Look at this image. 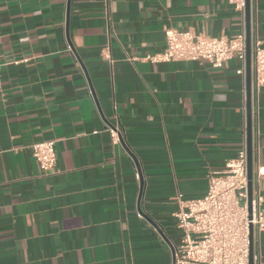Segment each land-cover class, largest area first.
<instances>
[{"label":"crops","instance_id":"0c3cea01","mask_svg":"<svg viewBox=\"0 0 264 264\" xmlns=\"http://www.w3.org/2000/svg\"><path fill=\"white\" fill-rule=\"evenodd\" d=\"M107 7L0 0V264H172L176 197L202 196L206 172L240 147L237 58L219 67L146 58L163 49L165 27L238 33L232 4ZM250 40L264 46V0H250ZM251 120L255 165L264 166V87L251 89ZM44 139L55 140L48 173L30 152ZM140 178V210L159 229L138 212ZM259 186L264 196V175ZM259 239L255 264H264Z\"/></svg>","mask_w":264,"mask_h":264},{"label":"built area","instance_id":"2783aa9c","mask_svg":"<svg viewBox=\"0 0 264 264\" xmlns=\"http://www.w3.org/2000/svg\"><path fill=\"white\" fill-rule=\"evenodd\" d=\"M108 10L109 0H103ZM241 17V28L232 36H209L192 28L165 27L162 50L146 58L157 61H206L213 67L231 58L240 61L237 73L242 76L244 122L242 140L236 155L223 168L206 172V192L196 198L176 197L178 209L173 213L179 231L173 247L172 264H249V227L252 226V259L259 260L257 246L264 234V196L259 180L264 166L258 164L252 146V199L248 210L247 143H246V36L245 0H228ZM108 50V48H104ZM109 63L110 54L103 53ZM264 87V46H251V89L258 93ZM253 136V134H252ZM113 139L116 134L113 133ZM31 155L43 173H48L56 162L54 139L34 141ZM257 155V154H256ZM258 156V155H257Z\"/></svg>","mask_w":264,"mask_h":264},{"label":"water","instance_id":"95a60500","mask_svg":"<svg viewBox=\"0 0 264 264\" xmlns=\"http://www.w3.org/2000/svg\"><path fill=\"white\" fill-rule=\"evenodd\" d=\"M245 36H246V61H245V77H246V143H247V187H248V210L251 212V199H252V176H253V162H252V120H251V40H250V0H245ZM119 139L122 144L124 143L122 135L119 134ZM131 154V153H130ZM136 162V158L131 154ZM137 165V164H136ZM137 167V166H136ZM138 173H139V168ZM143 181L140 178V190L138 197V212L155 228L158 225L146 214L140 210V198L142 194ZM249 264H254L252 259V226L249 227ZM173 258V250H172Z\"/></svg>","mask_w":264,"mask_h":264}]
</instances>
